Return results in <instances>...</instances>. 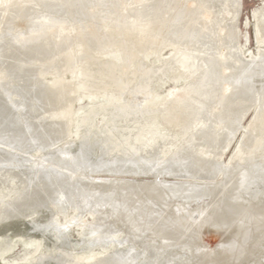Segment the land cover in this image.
<instances>
[{"label":"water","instance_id":"1","mask_svg":"<svg viewBox=\"0 0 264 264\" xmlns=\"http://www.w3.org/2000/svg\"><path fill=\"white\" fill-rule=\"evenodd\" d=\"M0 264H264V0H0Z\"/></svg>","mask_w":264,"mask_h":264}]
</instances>
